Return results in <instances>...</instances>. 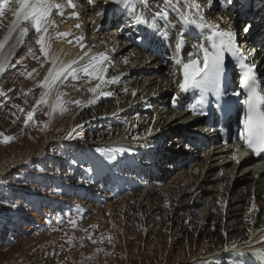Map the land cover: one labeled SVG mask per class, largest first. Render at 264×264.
I'll list each match as a JSON object with an SVG mask.
<instances>
[{
    "label": "rangeland",
    "instance_id": "374dc122",
    "mask_svg": "<svg viewBox=\"0 0 264 264\" xmlns=\"http://www.w3.org/2000/svg\"><path fill=\"white\" fill-rule=\"evenodd\" d=\"M151 1L153 0H148V3ZM229 2L231 5L223 9L224 11H214V16L225 12L231 15V17L228 15L227 20L228 26L231 25L233 30L240 31L239 24L236 22L234 26L230 21L236 16L237 20L240 17V20L244 19L245 26L248 23L264 26V0H215L218 8H221V4L225 5ZM147 7L139 3L135 11L144 13ZM8 8L9 3L0 17V37L5 25L3 17L8 12ZM93 13L96 15L97 12L93 10ZM149 15L148 13L147 16ZM84 31L85 28L83 35L88 43L90 39L88 36L86 38ZM240 35L241 38L250 37L248 33ZM26 37L25 43L12 54L5 71L0 73V91L4 93L0 95V133L15 137L10 143L0 142V167L4 165L0 171V264H250L249 258L241 253L226 254L228 247L231 249L232 244L239 245L250 236L248 227L244 228L246 224L244 217L233 216L231 219L226 218L223 223L224 217L221 219L212 214L206 224L203 220L206 219L207 214L205 215L204 212L194 214L197 207L191 212L185 207L186 204L184 208H180L176 203L174 206L171 205L168 197L162 198L170 192L168 189L171 186V192L176 189L175 184L177 185L178 181L174 180L175 184L170 181L172 178L175 179L176 171L172 172L166 181L159 176L160 183L152 185L156 190L161 191L160 195L150 199L153 200L154 207L151 204L147 205V201L142 202V205L141 201H138L140 206L136 207V214H131L135 213L132 211L135 207L132 208L128 202V196H126L128 205L125 201L111 204L88 221L85 219V214L73 213L68 208L60 213L55 211L47 213V207L51 204L65 206L67 197H72L69 195L73 190L71 184L82 177L83 168L88 163V155H83L82 146L94 141L100 144L97 140L102 143H113L109 139L113 133H108L111 129L107 130L99 126L102 119L100 115L106 108L110 110V107L104 104L88 112L89 107H82V103L80 105L71 103L91 95L88 89L93 86L92 80L89 81L81 74V81L78 80L75 85L69 79L63 85L62 90L66 92H63L65 95L62 101L66 110L57 109L52 114V104H41L37 106L33 120L26 125L24 123L26 112L33 109L35 101L40 98L43 91L37 85L43 80L50 67L45 62L39 45L35 43L37 37L29 38L28 34ZM119 40L123 42L122 38ZM255 48L258 49L256 45ZM29 49L33 50L30 56H28ZM34 57L37 58L35 62H33ZM260 57L263 58L264 54ZM16 61L21 62L16 63ZM115 65L119 66L116 63ZM159 68H163L165 75L166 68L160 64ZM33 69L36 71L33 72ZM28 73H32V76L29 77ZM165 76L170 75L167 73ZM166 97L169 101L172 100L169 92ZM17 105L19 107H14ZM168 105L166 103L167 108L170 106ZM84 111H87V114L83 116ZM75 114H79L72 128L75 129L73 135L76 136L66 139L70 129L69 120L72 121ZM114 130L118 134L122 129L115 127ZM82 132L84 135H80ZM174 134L176 133L171 135ZM49 137L50 142L45 145ZM167 137L168 135L164 138ZM153 142L154 139L151 140L150 145ZM21 153L29 157L23 159ZM74 183L77 184L76 181ZM161 183L166 184L163 190L157 186ZM242 186L244 189L241 192L245 196L249 195L248 185L242 184ZM146 188L148 186L145 190ZM193 188L192 185H186L187 192ZM188 195L191 196V193L188 192ZM227 195L229 192H226V198ZM39 197L42 198V203L34 210L28 200ZM218 200L221 201L222 197ZM257 200L264 203V198L258 197L255 202ZM227 201L224 199L223 205L226 204V208L229 209L233 204L228 205ZM245 204L248 203L245 201ZM237 212L246 214L240 210ZM191 214L193 217L190 221L188 219ZM262 216L264 217V214ZM234 219L236 221L231 222ZM109 237L111 240L108 239ZM217 252L224 255L219 256Z\"/></svg>",
    "mask_w": 264,
    "mask_h": 264
},
{
    "label": "bare ground",
    "instance_id": "6f19581e",
    "mask_svg": "<svg viewBox=\"0 0 264 264\" xmlns=\"http://www.w3.org/2000/svg\"><path fill=\"white\" fill-rule=\"evenodd\" d=\"M195 2L199 3L202 6L203 10L204 7L206 8V13H205L206 19L208 17L217 19L215 20L216 23L221 22L224 28L229 27L227 20L228 13L226 12L218 13V15L214 16L211 3H208V0H195ZM75 3L77 4V8L75 10L80 13V17L84 15V13L87 14V10H85V8L79 7L82 3L81 0H75ZM157 5H159L160 7H165L164 0H158V2L154 3L153 5L150 4L149 7L150 9L153 10L154 8H157ZM15 7L16 5L14 0L9 2L8 12L3 17V21L5 25H4V30L2 32V36L0 37V41L4 40L5 36L8 35L9 28L12 27V21L14 19L13 10ZM179 7L182 8L183 3H181ZM167 10L169 12V16L167 17L166 20L161 19L164 22V24L163 25L161 24L159 28L168 29L170 32L167 30L166 31L170 34L171 37L174 36L177 37V35L182 31L186 32L187 34L185 35V40H186L185 55L187 56V58H189V53H193L194 55L198 54V49L196 48L191 49L189 51L190 42H193V44L195 45L200 42L199 40H197L198 37L196 35L198 28H196L194 25L183 23V21L181 20L180 12L178 11V6L175 3V0H173L172 5H169L167 7ZM90 16H96V15L95 13H93ZM52 19L55 21V25L49 30L52 36V39L50 41L51 43L50 51L53 55L57 56L60 61L67 62L72 59H75L78 56L83 55L84 51L87 50H90L91 54L106 52L109 56L111 55L110 52H112L111 50L113 48H115V55L119 54L122 56L123 54H125L124 58L121 59L122 62H124L125 58L128 59L127 64L129 65L127 66L126 64L121 65L120 60L115 62L120 66V69L115 72V75L113 77H119V81L115 84H106V85L110 86L109 92L113 93V95L111 96L117 98L114 101L108 103L110 110L106 108V110H104V113L100 115L106 117L110 115H113V117L119 115L127 118L128 121H130L129 127L125 126L122 132L125 133L126 135L131 133L132 134L131 139H129L130 137L128 138L126 135L117 137L116 139L129 140L134 144L139 143L138 141H135V139L141 140L142 144L140 146H144L145 144L150 145L152 139H159L160 141H162V143L160 142L162 144L161 148H163L165 151H170L172 149L184 150L187 149V147L189 146V148L192 149L193 151L195 150L199 152L198 157L192 158L189 161L188 171L190 174L187 177H183V179L181 178L179 180H176L178 181L177 185L175 184L176 181H172V183L175 184L176 189L175 190L173 189L172 190L173 192H171V188H172L171 186L168 189L170 190V192L167 195H164L162 198L168 197L167 199L171 200V205L173 206L176 203L177 207L184 208V205L186 204L185 207L187 209L189 207H191L192 209L196 208L199 203L205 202L204 204H206V207L205 209H203V211L205 215L207 214V216L206 219L203 220V223L206 224L208 219L211 217L212 214H214L216 210L215 209L216 203H211L212 195L207 194V191L209 189L211 188H215V189L218 188L220 190L224 189L225 194L222 197H225L226 192H229V195H227V199L229 198L227 204L230 205L231 203L233 205H230L229 209L226 208L225 210L222 211V209H224V205L222 203L221 208H218L221 210L220 211L221 213L226 211L225 214L227 215L225 217L229 219H231L233 216L238 217V215H242V214H238L239 212L237 211L238 210L242 211L243 205L247 200L248 203H251L250 206H252L253 208V211L251 210L252 214L249 217H251V221L253 223H256L255 227L253 228L254 231L252 233V236L249 237L247 240H244L241 244L239 245L232 244L233 246L231 248L232 251H227L226 254L231 252L232 253L235 252L234 254L241 253L245 255L247 258H249L251 262L250 264H264V257L256 255L252 251V249L255 248H264V229H261L259 231L255 230L257 228H260V226H258L259 225L258 223L261 222L262 220L261 217H263L262 214H264L262 213V209L264 208L263 205L264 203H261V200L259 201L257 200L255 202V200L258 199V197H261V199L264 198V166L258 168V167H253L248 163H244V165L238 166L239 162L237 163L236 160L232 158L233 154L236 153L240 161V159L243 156V153L241 151L237 152V150L235 151L230 150L224 145H217V146L205 145L204 142L203 144H201L198 140L197 141L194 140L191 144L185 142L189 137H193V139H196L194 134L196 132L195 125L198 123V121L197 120H194L192 122L189 121L187 110L181 111L179 106H174L176 104L175 99L171 101L167 99L166 95H168V92H170L169 90L171 89V85L169 84L170 80H168L170 76H165L163 74V70H162L163 68L158 69L157 64L159 65V63L151 61L152 59L150 58V56H147L146 54H142L138 51L135 52V50L133 51L129 49V46L119 47L118 45L116 47V45L120 41L119 39L122 38L118 34V31L116 30L102 31L99 33L98 37L94 35L88 43L85 42L84 48L81 49L80 47H74V45L76 44V38L79 39L80 35H83V30L85 28V23H86L85 19L82 20V23L80 24L81 25L80 29H75V25L78 24V21L76 20L75 24L73 25L74 20H69V17H67L66 14H64V16H58L54 12L52 15ZM60 21H67L66 26L61 25ZM207 22L213 23V20L210 19ZM148 29L149 28L147 26L144 28V32H143L144 35H148ZM67 30H70V32L68 33H71L72 31L74 33L61 37L56 36L57 32L65 33ZM135 35H136V31H135ZM26 36L21 37L18 29L16 31H13L10 39H8L3 49V55H6L8 57L7 61L5 62L6 64L8 63L9 59L11 58L15 50L19 46H22V44L25 43V40L27 38ZM130 37H134L132 32ZM249 39L250 37L242 38L243 41L242 46L250 47V49L253 50V46ZM91 43H93L94 45L90 46ZM142 44H143L142 42H138V45H142ZM98 46H100V48H98ZM108 46H111L110 49H108ZM133 53L135 54L133 55ZM115 55L112 57L114 61L117 60ZM258 59H259L258 62L260 63L258 70L260 72H264V57L263 59H261V57H258ZM169 62L172 63L173 65H177L176 57L175 56L171 57ZM48 65L51 66L50 63H48ZM107 76L110 78L109 70L107 71ZM261 80L264 81V73L263 76L261 77ZM64 83L59 84L58 82L57 91L66 92L65 90H62V88L64 89L63 87ZM96 83H94L92 87H94ZM106 85H103L102 88L103 91H108L106 89ZM125 89H127V91H125ZM263 90H264V82H263ZM133 91L136 92L135 96L132 95ZM93 95L95 96L97 95L98 97H104L109 100L111 98L110 96H102L98 94H93ZM55 96H56V92H53V94L48 98L49 105L53 104L55 100ZM91 97L92 95L86 98L83 97L79 100L81 101L82 106L84 108L91 107L90 103H88ZM166 103H168L171 107L173 106L174 107L169 109L167 108ZM146 104L152 105L151 112L145 110ZM84 112L85 113H82L83 116L87 114V111ZM78 116L79 114H75L74 119H72V121L69 120L68 123V126L70 127L69 132H72V128L74 127V122ZM51 118H52V114H51ZM149 128L153 129L151 135L147 134V130ZM172 133H176V134L171 135ZM80 135H84V133L82 132ZM167 135L168 137L164 138ZM74 136H76V134L72 135V138ZM170 136H172L173 138ZM200 136H202L203 138L208 137L206 134L203 133L200 134ZM211 136L214 135L212 134ZM47 139L48 140L45 145H47L50 142L49 141L50 137ZM22 156L21 157L23 159L29 157V155L26 154H22ZM245 164L247 165L245 166ZM3 167L4 165L0 167V171L2 170ZM194 172L197 173L196 178L192 176ZM151 176L153 178L154 183L156 184L160 183L159 182L160 177L158 175L152 174ZM187 184L188 185L193 184L192 188L196 185V188L194 191H192V195H191L194 196L191 206H190L191 199L188 196V192L185 187V185ZM242 184L248 185V194H249L248 197L245 196L243 192H241V190L243 191L244 189V186H242ZM155 188L156 187L155 186L153 187L152 185L146 188L147 190L142 196V198L140 200L138 199V201H141V205L142 202L147 201L146 203L147 205L151 204V206L154 207V204L152 203L153 200L151 201L150 199L152 197H156L157 195H160L161 193L160 190H156ZM204 191L205 193H203ZM147 197H151V198L149 200H145ZM249 197L251 199H249ZM207 198H210L211 202L206 203V201H202V199H207ZM216 198H218V196ZM253 205H255V207H253ZM194 211L195 209H193L192 212ZM235 221L236 219L232 220L231 222H235ZM246 227L247 225H244V228ZM233 230L236 229L233 228ZM238 235L239 234H236V236ZM217 253L219 256L224 255L223 253L220 252Z\"/></svg>",
    "mask_w": 264,
    "mask_h": 264
},
{
    "label": "snow or ice",
    "instance_id": "6c2138e0",
    "mask_svg": "<svg viewBox=\"0 0 264 264\" xmlns=\"http://www.w3.org/2000/svg\"><path fill=\"white\" fill-rule=\"evenodd\" d=\"M16 7L13 10L14 19L12 21V27L8 30V35L4 40L0 41V73L6 69V61L8 57L3 55V49L8 39H10L13 31L19 30L20 36H26L30 31L34 30L37 36L35 43L39 45V50L45 58V62L50 63V67L47 70V74L43 80L39 82L38 87L42 88L40 98L35 101V105L31 111H27L24 117V123L27 125L34 118L37 106L48 103V98L56 92L55 103L51 105L52 114L57 109L62 111L66 110L62 97L65 93L57 91V84H63L65 80L72 78L74 80L80 79L81 74L83 77L88 78L89 81L95 80L97 83L94 87L88 89L93 94L102 96H111L112 92L103 91L102 86L106 84H115L119 81V77L107 76L109 56L106 52H99L91 54L90 50L84 51L83 55L78 56L75 59L64 62L53 55L51 49L50 28L54 27L55 21L52 19V15L55 12L60 16H64L65 9L71 8L73 11L70 13L72 17H79L80 13L75 9L77 4L75 0H14ZM95 0H88L89 4H93ZM104 4H115L117 6H123L124 10L132 19L134 24L147 25L148 28L158 32L160 35L167 36L168 33L158 26V20H166L169 16L167 7L173 4V0H164L165 7L158 8L155 11L151 22L144 17L143 14H138L135 11L136 0H103ZM9 0H0V16L3 15L5 8L8 6ZM140 3L145 7L148 6V0H140ZM178 6V11L181 15V20L185 24L194 25L201 30L203 35V42H199L194 47L198 49V54L189 53V59L184 62L182 57L176 58V63L181 65V71L183 79L179 81L178 88L180 93L188 92L190 89L199 91V100L197 104H203L205 97L209 93L222 94V81L225 74V59L226 54L230 55L237 61L241 75L239 78V86L244 90L246 99L243 101L244 115H243V128L240 132L239 138L243 141V145L246 146L251 152L259 153L264 151V91L258 88V77L255 72V65L248 62L246 53H249V49L242 48L238 41V34L233 30L232 26L228 28H222L215 23H208L206 20L205 12L202 6L195 2V0H175ZM183 3V7H179ZM211 3V0H208ZM97 16L104 15V10L96 13ZM81 25L77 24L79 28ZM244 32H249L250 27H245ZM187 33L180 32L176 47L179 49L184 44V37ZM69 33L57 32L56 36H67ZM80 37L79 40H82ZM78 40V42H79ZM81 47L84 46L81 44ZM32 49H29V54H32ZM250 54V53H249ZM194 57V58H193ZM35 58V57H34ZM87 58V59H85ZM21 61H16L20 63ZM125 63H128V59L125 58ZM43 67V64L41 65ZM36 70L33 69V72ZM29 77L32 73H28ZM127 91V89H125ZM0 95H4L0 91ZM132 95L135 96L136 92L133 91ZM240 95V93H236ZM95 97L88 101V103H94ZM77 105L81 104V101H71ZM14 107H19L14 106ZM193 111H196V105H192ZM23 111V109H21ZM46 115L50 113H45ZM79 127V126H77ZM223 130V129H222ZM67 134V139H71L73 132ZM152 128L147 130V134L151 135ZM0 142L5 144L10 143L15 137L7 136L4 133H0ZM99 151V150H98ZM239 149H237V152ZM105 158L109 161L115 159V156L111 153H104ZM236 162H239V157L236 153L232 157ZM15 207V205H13ZM255 207V205H253ZM75 223L74 221H70ZM251 232V229L249 230ZM111 240V237L108 238ZM253 253L264 257V248L252 249Z\"/></svg>",
    "mask_w": 264,
    "mask_h": 264
}]
</instances>
